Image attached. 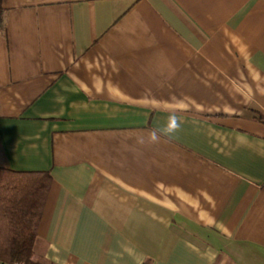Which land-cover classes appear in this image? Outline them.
<instances>
[{
  "label": "crops",
  "instance_id": "crops-1",
  "mask_svg": "<svg viewBox=\"0 0 264 264\" xmlns=\"http://www.w3.org/2000/svg\"><path fill=\"white\" fill-rule=\"evenodd\" d=\"M2 5L0 168L51 176L36 261L264 264V0Z\"/></svg>",
  "mask_w": 264,
  "mask_h": 264
},
{
  "label": "trees",
  "instance_id": "trees-1",
  "mask_svg": "<svg viewBox=\"0 0 264 264\" xmlns=\"http://www.w3.org/2000/svg\"><path fill=\"white\" fill-rule=\"evenodd\" d=\"M6 8L0 0V31ZM51 176L46 171L0 168V261L43 264L33 257Z\"/></svg>",
  "mask_w": 264,
  "mask_h": 264
},
{
  "label": "clouds",
  "instance_id": "clouds-1",
  "mask_svg": "<svg viewBox=\"0 0 264 264\" xmlns=\"http://www.w3.org/2000/svg\"><path fill=\"white\" fill-rule=\"evenodd\" d=\"M178 127H179V125L177 123L176 118L174 116H170L169 117V123L167 125L166 131L171 133V132L177 130ZM152 139L153 140H157L158 139V137H157L155 132L152 134Z\"/></svg>",
  "mask_w": 264,
  "mask_h": 264
},
{
  "label": "built area",
  "instance_id": "built-area-1",
  "mask_svg": "<svg viewBox=\"0 0 264 264\" xmlns=\"http://www.w3.org/2000/svg\"><path fill=\"white\" fill-rule=\"evenodd\" d=\"M0 264H25V263H23V262H20V263H8V262L0 261Z\"/></svg>",
  "mask_w": 264,
  "mask_h": 264
}]
</instances>
